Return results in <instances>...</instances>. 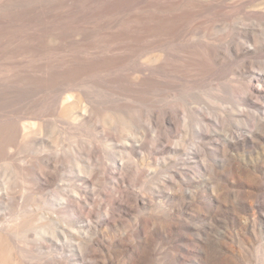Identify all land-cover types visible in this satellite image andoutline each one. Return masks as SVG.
<instances>
[{"label": "rangeland", "instance_id": "obj_1", "mask_svg": "<svg viewBox=\"0 0 264 264\" xmlns=\"http://www.w3.org/2000/svg\"><path fill=\"white\" fill-rule=\"evenodd\" d=\"M0 264H264V0H0Z\"/></svg>", "mask_w": 264, "mask_h": 264}, {"label": "bare ground", "instance_id": "obj_2", "mask_svg": "<svg viewBox=\"0 0 264 264\" xmlns=\"http://www.w3.org/2000/svg\"><path fill=\"white\" fill-rule=\"evenodd\" d=\"M3 259L1 260L3 263L5 262V256L3 255L2 257Z\"/></svg>", "mask_w": 264, "mask_h": 264}]
</instances>
